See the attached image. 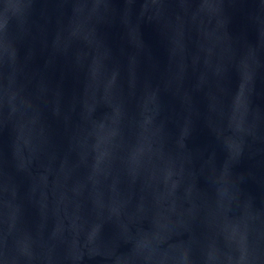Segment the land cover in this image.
I'll list each match as a JSON object with an SVG mask.
<instances>
[{"label": "water", "instance_id": "95a60500", "mask_svg": "<svg viewBox=\"0 0 264 264\" xmlns=\"http://www.w3.org/2000/svg\"><path fill=\"white\" fill-rule=\"evenodd\" d=\"M0 264H264V0H0Z\"/></svg>", "mask_w": 264, "mask_h": 264}]
</instances>
